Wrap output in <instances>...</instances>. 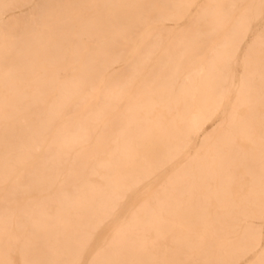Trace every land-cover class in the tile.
I'll list each match as a JSON object with an SVG mask.
<instances>
[{
  "label": "bare ground",
  "instance_id": "bare-ground-1",
  "mask_svg": "<svg viewBox=\"0 0 264 264\" xmlns=\"http://www.w3.org/2000/svg\"><path fill=\"white\" fill-rule=\"evenodd\" d=\"M0 264H264V0H0Z\"/></svg>",
  "mask_w": 264,
  "mask_h": 264
},
{
  "label": "rangeland",
  "instance_id": "rangeland-1",
  "mask_svg": "<svg viewBox=\"0 0 264 264\" xmlns=\"http://www.w3.org/2000/svg\"><path fill=\"white\" fill-rule=\"evenodd\" d=\"M168 23H169V24H172L173 22H172V21H168ZM256 223H258V222H256Z\"/></svg>",
  "mask_w": 264,
  "mask_h": 264
}]
</instances>
